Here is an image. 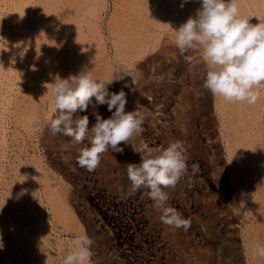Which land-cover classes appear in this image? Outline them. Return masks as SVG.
I'll use <instances>...</instances> for the list:
<instances>
[{
  "label": "rangeland",
  "instance_id": "rangeland-1",
  "mask_svg": "<svg viewBox=\"0 0 264 264\" xmlns=\"http://www.w3.org/2000/svg\"><path fill=\"white\" fill-rule=\"evenodd\" d=\"M11 1L0 0V27L11 33L6 24L11 15L29 26L18 34L19 52L15 57L20 80H16L14 95L10 94L9 103H13L2 115L0 264H62L72 248L73 237L80 233L92 240L90 264H264V256L258 251L264 247V86L255 89L259 96L252 104L229 102L203 88L205 65L189 63L186 57L197 53H181L173 33V28L195 15L199 0H185L183 7L179 5L181 0H123L132 9V19L126 24L129 29L121 32L123 37L114 33L111 36L110 32V13L118 8L112 1L116 0ZM257 1L238 0L240 14L264 18V0ZM108 62L111 71L121 69L120 75L127 74L109 90L118 92L123 88L127 96L125 111L137 108L143 113V131L128 144L120 142L122 153L111 148L102 153L98 166L89 171L77 162L80 150L89 145L88 138L77 143L70 136L53 135L48 129L54 106L44 85L57 75L68 77L85 67L106 77L98 71H105ZM30 79L32 84L44 82L39 91L47 94L49 111L48 116H38L32 128L15 115V102L24 104L21 100ZM96 112L103 118L111 116L107 105H97L93 97L88 109L77 110L73 119L87 115L91 128L96 123ZM177 140L185 144L188 170L174 187L162 190L168 194L167 204L191 221L187 230L163 224L150 190L141 187L133 191L126 171L128 163L141 161L135 149L162 148ZM193 164L199 165L198 170H193ZM192 247L199 252L192 253ZM16 256L18 261L14 260Z\"/></svg>",
  "mask_w": 264,
  "mask_h": 264
},
{
  "label": "clouds",
  "instance_id": "clouds-1",
  "mask_svg": "<svg viewBox=\"0 0 264 264\" xmlns=\"http://www.w3.org/2000/svg\"><path fill=\"white\" fill-rule=\"evenodd\" d=\"M184 2L181 0V7ZM199 2L195 15L173 28L176 46L181 53H197L186 59L189 63L205 65L203 88L212 95L229 102L255 103L259 96L255 89L264 85V18L241 15L238 0ZM120 71L113 69L108 76L100 77L85 67L68 77L57 75L44 85L48 100L54 106V115L48 118V129L53 135L70 136L77 143L88 138L89 145L80 150L77 162L89 171L98 166L102 153L109 148L122 153L120 142L128 144L143 131V113L137 108L125 111L127 96L123 88L118 92L109 90L110 85L127 75H120ZM93 97L97 105H107L111 116L103 118L96 112V123L90 128L87 115L73 119V114L77 110L86 111ZM135 151L141 155L140 163H128L126 168L132 190L148 188L154 208L161 212V222L187 230L191 221L167 204L168 194L162 190L174 187L188 170L184 144L177 140L166 147ZM192 168L198 170L199 165L193 164ZM71 243L72 248L63 257V264H90L91 238L80 233ZM0 248H3L2 242ZM258 251L264 256V247Z\"/></svg>",
  "mask_w": 264,
  "mask_h": 264
},
{
  "label": "bare ground",
  "instance_id": "bare-ground-1",
  "mask_svg": "<svg viewBox=\"0 0 264 264\" xmlns=\"http://www.w3.org/2000/svg\"><path fill=\"white\" fill-rule=\"evenodd\" d=\"M11 1V0H10ZM20 1V0H19ZM107 1V0H106ZM123 0H116L115 2L114 1H112L113 3H115V5H113V6H116V8L117 9H115L112 13H110V14H112L111 15V27H110V32H111V36L113 35V33L116 35V34H118L119 36H122L121 35V32H122V30H125V31H128V29H129V27L126 25V24H128V21H130L131 19H132V9H130L127 5H125V4H127V3H125V2H122ZM257 1V0H256ZM263 1V0H262ZM13 2V0L11 1V3ZM258 2V1H257ZM256 2V3H257ZM103 3H104V1H103ZM108 3H109V0H108ZM125 3V4H124ZM154 3V2H153ZM31 4V3H30ZM29 4V5H30ZM106 4V3H105ZM247 4V3H246ZM91 5V4H90ZM94 5V4H93ZM107 5V4H106ZM129 5V4H128ZM179 5H181V4H179ZM8 6V5H7ZM98 6V5H97ZM109 6V5H108ZM112 6V5H111ZM247 8H248V6H246ZM251 7V6H250ZM12 8V7H11ZM11 8H10V12H11ZM112 8V7H111ZM154 8V7H153ZM152 8V9H153ZM252 8V7H251ZM95 9H96V7H95ZM106 9V7L104 6V10ZM255 9V8H254ZM97 10V9H96ZM103 10V11H104ZM111 10V9H110ZM112 10H113V8H112ZM256 10V9H255ZM258 10V9H257ZM6 11V10H5ZM7 12V11H6ZM105 12V11H104ZM166 12V10H163V13H165ZM4 14V13H3ZM10 14V13H9ZM27 14V13H26ZM76 14V13H75ZM83 14H84V12H83ZM109 14V15H110ZM263 14V13H262ZM2 15V14H1ZM7 15V14H6ZM105 15H106V13H105ZM108 15V14H107ZM148 15V14H147ZM32 16V15H31ZM149 16V15H148ZM14 17V18H13ZM25 17V16H24ZM46 17V16H45ZM83 17V16H82ZM102 17H103V15H102ZM141 17L142 18H144L143 17V15H141ZM140 17V18H141ZM264 17V16H263ZM96 18H98V17H96ZM106 18V17H105ZM142 18H141V20H142ZM259 18H261V17H259ZM7 19V25H8V27L11 29V33H9V31H8V28L7 29H5V28H2V27H0V39L2 38V41L0 40V160H1V158H2V153H1V146L3 145V143H4V139H3V133H4V126H3V116H5V115H3L5 112H7V110H8V107H9V105L10 104H12L13 103V101L11 102V103H9V98H10V94H12L13 93V95H14V92H15V89H17L16 88V80H20V78L18 77V73H17V66H18V59L16 60V57H15V52H16V49H17V45L16 44H20V42L19 43H16L17 41H18V34H23L24 33V28L26 29V27L27 26H29L28 24H27V22L26 21H24L23 22V25H22V22H21V20H19V19H17V18H15V16H13V15H11L10 17H8V18H6ZM21 19V18H20ZM26 19V18H25ZM3 20V19H2ZM31 20V19H30ZM100 20H102V19H100ZM99 21V20H98ZM54 22V21H53ZM127 22V23H126ZM171 22V21H170ZM40 23V22H39ZM80 23V22H79ZM102 23V22H101ZM178 23V22H177ZM162 24V23H161ZM22 25V26H21ZM30 25H32V24H30ZM34 25V24H33ZM100 25V24H99ZM126 25V26H125ZM176 25V24H175ZM2 26V25H1ZM101 26V25H100ZM103 26V25H102ZM104 27V26H103ZM28 28V27H27ZM31 28V27H30ZM34 28H35V25H34ZM78 28V27H77ZM139 28V27H138ZM137 28V29H138ZM165 29H166V27H164ZM79 29V28H78ZM99 29V28H98ZM102 29V28H101ZM124 31V32H125ZM101 32V31H100ZM70 33V32H69ZM132 32L130 31L129 32V34H131ZM3 34V36L1 37V35ZM31 34V33H30ZM103 34V33H102ZM108 34V33H107ZM160 34V33H159ZM104 35V34H103ZM117 35V36H118ZM151 35V34H150ZM158 35V34H157ZM23 36H25V35H23ZM23 36H21V37H23ZM107 36V35H106ZM125 36V35H124ZM133 37L135 36V34L134 35H132ZM154 36V35H153ZM168 36V35H167ZM21 37H19V38H21ZM32 37V36H31ZM115 37V36H114ZM123 37V36H122ZM132 37V38H133ZM141 37V36H140ZM144 37V36H143ZM156 37V36H155ZM163 37V36H162ZM166 37V36H165ZM38 38V37H37ZM80 38H81V36H80ZM25 39V38H24ZM34 39V38H33ZM97 39L99 40L100 39V37H97ZM114 39V38H113ZM128 39V38H127ZM129 39H131V38H129ZM146 39V38H145ZM21 40V39H20ZM40 40V39H39ZM78 40H80V39H78ZM101 40H102V38H101ZM153 40V39H152ZM154 40H155V38H154ZM162 40V39H161ZM166 40V39H165ZM26 41V40H25ZM144 41V40H143ZM163 41H164V38H163ZM103 42V41H102ZM154 42V41H153ZM153 42H151V44H154ZM24 43V42H23ZM26 43V42H25ZM84 43V42H83ZM144 43H146V42H144ZM22 44V43H21ZM127 44H129V43H127ZM24 45H26V44H24ZM140 45V44H139ZM20 47H21V45H19ZM18 46V48L20 49V47ZM145 46V45H144ZM40 47V46H39ZM113 47V46H112ZM115 47V46H114ZM120 47H122V46H120ZM129 47L131 48L132 46L129 44ZM140 47V46H139ZM141 48V47H140ZM143 48V47H142ZM90 49V48H89ZM136 49V48H135ZM110 50V49H109ZM125 50V49H124ZM145 50V49H144ZM18 51V50H17ZM44 51V50H43ZM42 51V52H43ZM19 52V51H18ZM18 52H16V53H18ZM29 52V51H28ZM109 52V51H108ZM95 53V52H94ZM107 53V52H106ZM105 53V54H106ZM138 53V52H137ZM153 53H155V51L153 52ZM44 54V53H43ZM91 54H92V52H91ZM158 54V53H157ZM49 55V54H48ZM93 55V54H92ZM95 55V54H94ZM114 55V54H113ZM122 55H125V54H122ZM129 55V54H128ZM133 55V54H132ZM137 55V54H136ZM140 55V54H139ZM20 56V54H18V57ZM105 56V55H104ZM145 56V55H144ZM149 56V55H148ZM100 57V56H99ZM110 57V56H109ZM108 57V58H109ZM121 57V56H120ZM147 57V56H146ZM152 57V56H151ZM154 57H155V54H154ZM153 57V58H154ZM22 58V57H21ZM20 58V59H21ZM44 58V57H43ZM97 58V57H96ZM134 58H136V57H134ZM133 57L131 58V59H134ZM94 59V58H93ZM99 59V58H98ZM118 59V58H117ZM116 59V60H117ZM128 59V58H127ZM145 59V58H144ZM149 59V58H148ZM110 60V59H109ZM112 60H113V58H112ZM111 60V61H112ZM119 60V59H118ZM124 61V60H123ZM136 62V61H135ZM140 62H143V61H140ZM151 62V61H150ZM21 63H23V62H21ZM115 63V62H114ZM106 64H109V62L108 63H106ZM118 64V63H117ZM128 64H130V63H128ZM135 64H137V62L135 63ZM150 64V63H149ZM119 65V64H118ZM122 65V64H121ZM141 65H142V63H141ZM146 65H148V64H146ZM26 66H28V65H26ZM107 66V68L105 69V71H98V75H109V73L111 72V66L112 65H106ZM129 66V65H128ZM133 66V65H132ZM137 66V65H136ZM139 66V65H138ZM19 67V66H18ZM105 67V66H104ZM134 67H135V65H134ZM142 67V66H141ZM136 68V67H135ZM91 71H93L95 74L97 73V71L95 72L92 68H89ZM130 69H131V67H130ZM137 69H138V67H137ZM140 70V69H139ZM145 70V69H144ZM48 71V70H47ZM131 71V70H130ZM69 72V71H68ZM67 72V73H68ZM76 72V71H75ZM147 73H148V70H147ZM194 73V72H193ZM20 74V73H19ZM77 74V73H76ZM29 75V74H28ZM143 75H146V74H143ZM20 76V75H19ZM147 76V75H146ZM138 78H140V77H138ZM141 78H143V77H141ZM185 80V79H184ZM28 82V81H27ZM43 84H44V82H42V84L40 85L38 82H36V83H33L32 84V82H31V79L29 80V88L27 89V91H26V93H24L25 95L23 96V98H22V100H21V102H22V104L23 105H21L20 106V103H19V101H16L15 102V106H16V109H15V115L17 116V117H19L20 119H22L23 121H25V122H27V124L29 125V127L30 128H32L36 123H37V118H38V116H42L43 117V115H47L48 116V110H47V97H46V93L44 92V93H42L41 94V92L39 91V87H43ZM35 85V86H34ZM114 85V84H113ZM264 86V85H263ZM38 87V88H37ZM124 87V86H123ZM188 87V86H187ZM136 88V87H135ZM260 88H262V87H260ZM259 88V89H260ZM263 89V88H262ZM262 89H261V91H262ZM41 90V89H40ZM45 89L43 88L42 89V92L44 91ZM260 91V90H259ZM263 92V91H262ZM17 96H18V94H17ZM264 96V95H263ZM12 97V96H11ZM19 97V96H18ZM140 98V97H139ZM16 99V98H15ZM263 99V98H262ZM12 100V99H11ZM264 100V99H263ZM26 102H27V104H26ZM221 105V104H220ZM263 105V104H262ZM11 106V105H10ZM93 106V105H92ZM215 106V105H214ZM261 106V105H260ZM246 107V106H245ZM49 109V108H48ZM260 109V108H259ZM10 110V109H9ZM9 112V111H8ZM260 112H262V111H260ZM226 113V112H225ZM234 114V113H233ZM261 114V113H260ZM3 115V116H2ZM10 115V114H9ZM181 115H183V114H181ZM225 115V114H224ZM7 117V116H6ZM10 116H8V119L10 120V118H9ZM47 118V117H46ZM261 118V117H260ZM5 119H7V118H5ZM228 120V119H227ZM6 121V120H5ZM258 121V120H257ZM260 122H261V120H260ZM263 122V121H262ZM11 123V122H10ZM225 123V122H224ZM45 124V123H44ZM219 124H220V122H219ZM6 125V124H5ZM10 125V124H9ZM258 125H260V124H258ZM17 126V125H16ZM257 126V125H256ZM13 128V127H12ZM11 128V129H12ZM227 128V127H226ZM257 128V127H256ZM258 128H261V127H259L258 126ZM263 128V127H262ZM225 130V129H224ZM259 130V129H258ZM257 130V131H258ZM7 131V130H6ZM33 131V130H32ZM36 131V130H35ZM234 131V130H233ZM9 132V131H8ZM11 132V131H10ZM19 132V131H18ZM17 132V133H18ZM22 132V131H21ZM34 132V131H33ZM247 132V131H246ZM256 132V131H255ZM259 132H261L260 130H259ZM7 133V132H6ZM24 133V132H23ZM22 133V134H23ZM7 134H9V133H7ZM6 134V135H7ZM31 134V133H30ZM222 134V133H221ZM234 134V133H233ZM259 135H261V134H259ZM14 136V135H13ZM150 136H152V135H150ZM235 136V135H234ZM243 138V137H242ZM254 138V137H253ZM17 139V138H16ZM222 139V138H221ZM30 140V139H29ZM18 141V140H17ZM156 141V140H155ZM260 141V140H259ZM11 142V141H10ZM20 142V141H19ZM33 142H34V140H33ZM20 144V143H19ZM261 144H262V142H261ZM11 145V144H10ZM185 145V144H184ZM264 145V144H263ZM4 147V146H3ZM28 147H30V145L28 146ZM36 147H37V145H36ZM260 147H261V145H260ZM259 147V148H260ZM264 147V146H263ZM5 148V147H4ZM11 148V147H10ZM27 148V147H26ZM8 149V148H7ZM5 150H6V148H5ZM11 150V149H10ZM25 150V149H24ZM226 150V149H225ZM12 151V150H11ZM230 151V150H229ZM27 152V151H26ZM248 152V151H247ZM243 153H244V150H243ZM262 153V152H261ZM258 154H260V153H258ZM259 156V155H258ZM24 157V156H23ZM235 157V156H234ZM248 157H249V155H248ZM252 158V157H251ZM4 160V159H3ZM19 161V160H18ZM23 161V160H22ZM259 161V160H258ZM253 162V161H252ZM30 164V163H29ZM11 166V165H10ZM4 167V166H3ZM20 167V166H19ZM247 167V166H246ZM27 168V167H26ZM254 168V167H253ZM0 169H2V168H0ZM22 169V168H21ZM236 169V168H235ZM248 169V168H247ZM259 169V168H258ZM3 170V169H2ZM5 170V169H4ZM253 170V169H252ZM251 170V171H252ZM31 171V170H30ZM0 172H1V170H0ZM4 172V171H3ZM34 172V171H33ZM37 172V171H36ZM43 172V171H42ZM2 173V172H1ZM23 173V172H22ZM25 173V172H24ZM32 173V172H31ZM253 173V172H252ZM21 174V173H20ZM34 174H35V172H34ZM235 174V173H234ZM23 175V174H22ZM30 176H31V174H30ZM55 176V175H54ZM240 176H242V175H240ZM252 176V175H251ZM8 177V176H7ZM238 177V176H237ZM236 177V178H237ZM249 177V176H248ZM5 178V177H4ZM18 178H19V176H18ZM25 178H26V176H25ZM257 178V177H256ZM12 180V179H11ZM14 180V179H13ZM46 180V179H45ZM241 180V179H240ZM264 180V179H263ZM7 181V180H6ZM5 181V182H6ZM9 181V180H8ZM18 181V180H17ZM27 181V180H26ZM250 181V180H249ZM12 182H14V181H12ZM16 182V181H15ZM33 182V181H32ZM39 182V181H38ZM254 182V181H253ZM18 183V182H17ZM35 183V182H34ZM37 183V182H36ZM7 184V183H6ZM27 184V183H26ZM4 185V184H3ZM7 186H10V184L9 185H7ZM14 186V185H13ZM20 186V185H19ZM238 186V185H237ZM244 186V185H243ZM253 186H254V184H253ZM256 186V185H255ZM20 187H22V186H20ZM36 187V186H35ZM39 188V187H38ZM238 188H240V186L238 187ZM250 188H252V187H250ZM4 189V188H3ZM17 189V188H16ZM21 190V189H20ZM25 190V189H24ZM30 190V189H29ZM40 190V189H39ZM38 190V191H39ZM250 190V189H249ZM248 190V191H249ZM252 190V189H251ZM18 191H19V189H18ZM34 191H36L35 189H34ZM33 191V192H34ZM8 192V191H7ZM21 192V191H20ZM40 192V191H39ZM25 193V192H24ZM23 193V194H24ZM36 193V192H35ZM2 192H0V207H1V202H2V199H3V197H2ZM12 194V193H11ZM40 194V193H39ZM17 195V194H16ZM10 196V195H9ZM13 197V196H12ZM26 198V197H25ZM28 198V197H27ZM40 198V197H39ZM253 198V197H252ZM14 199V198H13ZM17 199V198H16ZM143 199V198H142ZM15 200V199H14ZM23 200V199H22ZM17 201H19V200H16V202ZM42 201V200H41ZM13 202V201H12ZM15 202V201H14ZM21 202V201H20ZM19 202V203H20ZM25 203H27V202H25ZM243 203V202H242ZM6 204H8V203H6ZM11 204V203H10ZM21 204V203H20ZM40 204V203H39ZM45 204V203H44ZM14 205V204H13ZM246 205H247V203H246ZM15 206V205H14ZM140 206V205H139ZM143 206V205H142ZM241 206V208H242V205H240ZM9 207H10V205H9ZM13 207V206H12ZM22 207V206H21ZM35 207V206H34ZM136 207V206H135ZM245 207V206H244ZM248 207V206H247ZM259 207V206H258ZM14 208V207H13ZM23 208V207H22ZM36 208V207H35ZM43 208V207H42ZM138 208V207H137ZM251 208H253V207H251ZM68 209V208H67ZM22 210V209H21ZM50 210H52V209H50ZM12 211V210H11ZM17 211H18V209H17ZM27 211H29V210H27ZM35 211V210H34ZM39 211V210H38ZM37 211V212H38ZM14 212V211H13ZM20 212V211H19ZM32 212V211H31ZM36 212V211H35ZM47 212V211H46ZM249 212V211H248ZM51 213V212H50ZM69 213V212H68ZM16 214V213H15ZM4 215V214H3ZM14 215V214H13ZM20 215H22V214H20ZM33 215H34V213H33ZM37 215V214H36ZM17 216V215H16ZM29 216V215H28ZM39 216V215H38ZM41 216V215H40ZM44 216V215H43ZM50 216V215H49ZM157 216V215H156ZM5 217V216H4ZM13 217V216H12ZM30 217V216H29ZM66 217V216H65ZM24 219V218H23ZM39 219V218H38ZM244 219V218H243ZM139 220V219H138ZM156 220H158V219H156ZM208 220V219H207ZM250 220V219H249ZM49 221V220H48ZM35 222V221H34ZM45 222V221H44ZM208 222V221H207ZM10 223V222H9ZM43 223V222H42ZM142 223V222H141ZM141 223H139V224H141ZM149 223V222H148ZM152 223V222H151ZM209 223V222H208ZM4 224V223H3ZM26 224V223H25ZM69 223H67L66 225H68ZM210 224V223H209ZM23 225V224H22ZM34 225V224H33ZM41 225V224H40ZM153 225V224H152ZM208 225V224H207ZM231 225V224H230ZM71 226V225H70ZM157 226H158V224H157ZM254 226V225H253ZM26 227V226H25ZM29 227V226H28ZM147 227V226H146ZM215 227V226H214ZM240 227V226H239ZM40 228V227H39ZM150 228V227H149ZM173 228V227H172ZM209 228H211V227H209ZM26 229V228H25ZM41 229V228H40ZM178 229V228H177ZM240 229V228H239ZM22 230V229H21ZM36 230V229H35ZM38 230V229H37ZM43 230H44V228H43ZM79 230V229H78ZM176 230V229H175ZM210 230V229H209ZM254 230V229H253ZM2 231V230H1ZM27 231H28V229H27ZM41 231V230H40ZM81 231V230H80ZM168 231V230H167ZM7 232V231H6ZM32 233H33V231H31ZM35 232V231H34ZM49 232V231H48ZM145 232V231H144ZM166 231H164V233H165ZM39 233V232H38ZM44 233V232H43ZM164 233H162V234H164ZM167 233V232H166ZM210 233H211V231H210ZM3 234V233H2ZM18 234V233H17ZM46 234V233H45ZM170 234H172V233H170ZM207 234H209V233H207ZM258 234V233H257ZM7 235V234H6ZM13 235V234H12ZM38 235H40V234H38ZM43 235V234H42ZM41 235V236H42ZM260 235V234H259ZM47 236H49V235H47ZM129 236V235H128ZM167 236H169V235H167ZM176 236V235H175ZM11 237V236H10ZM24 237H26V236H24ZM31 237V236H30ZM43 237V236H42ZM49 237H51V235L49 236ZM6 238V237H5ZM52 238V237H51ZM50 238V239H51ZM167 238H169V237H167ZM8 239H9V237H8ZM34 239V238H33ZM53 239V238H52ZM51 239V240H52ZM147 239V238H146ZM149 239V238H148ZM251 239V238H250ZM20 240V239H19ZM30 240V239H29ZM36 240V239H35ZM41 240V239H40ZM56 240V239H55ZM244 240V239H243ZM247 240V239H246ZM45 241V240H44ZM62 241H63V239H62ZM121 241V240H120ZM185 241V240H184ZM204 241V240H203ZM248 241V240H247ZM246 241V242H247ZM253 241V240H252ZM69 242V241H68ZM123 242V241H122ZM146 242V241H145ZM186 243H187V241H185ZM190 242V241H189ZM206 242V241H205ZM5 243V242H4ZM21 243V242H20ZM27 243V242H26ZM30 243V242H29ZM29 243H27L28 245H29ZM36 243V242H35ZM46 243V242H45ZM53 243V242H52ZM143 243V242H142ZM158 243V242H157ZM209 243H211V242H209ZM56 244V243H55ZM66 244V243H65ZM175 244V243H174ZM256 244V243H255ZM8 245H9V243H8ZM33 245H35V244H33ZM46 245V244H45ZM45 245H44V247H45ZM52 245V244H51ZM59 245V244H58ZM134 245V244H133ZM151 245V244H150ZM188 245V244H187ZM246 245V244H245ZM56 246V245H55ZM65 246V245H64ZM63 246V247H64ZM131 246V245H130ZM180 246V245H179ZM193 246V245H192ZM21 247V246H20ZM23 247H24V245H23ZM36 247V246H35ZM51 247V246H50ZM144 247V246H143ZM191 247V246H190ZM8 248V247H7ZM14 248V247H13ZM22 248V247H21ZM25 248V247H24ZM30 248V247H29ZM69 248V247H68ZM67 248V249H68ZM100 248V247H99ZM138 248V247H137ZM187 248V247H186ZM193 248V247H192ZM196 248V247H195ZM246 248V247H245ZM254 248V247H253ZM15 250H16V248H14ZM18 249V248H17ZM27 249V248H26ZM32 249V248H31ZM52 249V248H51ZM59 249V248H58ZM61 249V248H60ZM132 249V248H131ZM190 249V248H189ZM198 249V248H197ZM8 250V249H7ZM21 250V249H20ZM24 250V249H23ZM39 250V249H38ZM140 250V249H139ZM183 250V249H182ZM194 248H193V250H192V253L194 252ZM200 250V249H199ZM199 250H195V251H197V252H199ZM253 250V249H252ZM17 251V250H16ZM48 251V253L50 252L49 250H47ZM46 251V252H47ZM59 251H62V250H59ZM59 251H58V253H59ZM65 251V250H64ZM63 251V252H64ZM190 251H191V249H190ZM40 252H41V250H40ZM45 252V253H46ZM162 252V251H161ZM209 252V251H208ZM207 252V253H208ZM16 253V252H15ZM22 253H23V251H22ZM44 253V254H45ZM159 253V252H158ZM25 255H26V253H24ZM47 254V253H46ZM159 254H161V253H159ZM185 254V253H184ZM188 254H189V252H188ZM195 254V253H194ZM206 254V253H205ZM252 254H253V252H252ZM20 255H22V254H20ZM24 255V256H25ZM29 255H30V253H29ZM53 255V254H52ZM208 255V254H207ZM12 256H14V255H12ZM46 256V255H45ZM167 256V255H166ZM189 256V255H188ZM202 256V255H201ZM205 256V255H204ZM210 256H211V258H212V254H210ZM209 256V257H210ZM235 256V255H234ZM246 256V255H245ZM19 257V256H18ZM37 257V256H36ZM49 257H50V255H49ZM190 257V256H189ZM11 258V257H10ZM17 258V256L15 257V259L14 260H17L16 259ZM47 258V257H46ZM161 258V257H160ZM179 258V257H178ZM193 258H194V255H193ZM196 258H197V256H196ZM195 258V259H196ZM199 258V257H198ZM197 258V259H198ZM210 258V259H211ZM233 258V257H232ZM263 258V257H262ZM40 259H41V257H40ZM51 259V258H50ZM50 259H49V261H50ZM189 259V258H188ZM191 259V258H190ZM195 259H193V260H195ZM10 260V259H9ZM12 260H13V257H12ZM21 260H23V259H21ZM20 260V261H21ZM38 260V259H37ZM192 260V261H193ZM202 260H203V257H202ZM201 260V261H202ZM18 261V260H17ZM26 261V260H25ZM42 261V260H41ZM46 261H47V259H46ZM51 261H52V259H51ZM54 261H56V260H54ZM138 261V260H137ZM204 261V260H203ZM202 261V262H203ZM207 261V260H206ZM205 261V262H206ZM263 261V260H262ZM8 262V261H7ZM43 262V261H42ZM132 262V261H131ZM164 262V261H163ZM197 262H200V261H198L197 260ZM234 262V261H233ZM18 263V262H17ZM16 263V264H17ZM29 263H31V262H29ZM35 263V262H34ZM62 263V262H61ZM174 263V262H173ZM180 263V262H179ZM207 263V262H206ZM205 263V264H206ZM248 263V262H247ZM2 264V263H1ZM15 264V263H14ZM33 264V263H32ZM41 264V263H40ZM54 264H56V262L54 263ZM63 264V263H62ZM177 264V263H176ZM181 264V263H180ZM200 264V263H199ZM208 264H210V261L208 262ZM212 264V263H211Z\"/></svg>",
  "mask_w": 264,
  "mask_h": 264
}]
</instances>
